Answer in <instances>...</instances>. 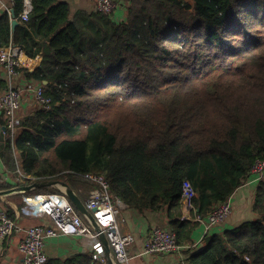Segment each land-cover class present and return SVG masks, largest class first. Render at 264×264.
I'll use <instances>...</instances> for the list:
<instances>
[{"label":"trees","instance_id":"trees-1","mask_svg":"<svg viewBox=\"0 0 264 264\" xmlns=\"http://www.w3.org/2000/svg\"><path fill=\"white\" fill-rule=\"evenodd\" d=\"M23 1L13 0L14 31L11 15L0 16V47L42 56L24 76L52 106L26 115L5 143L6 171L16 172V150L25 184L104 176L128 207L166 211L182 245L193 227L180 219L183 181L205 217L264 160V0H128L121 22L97 10L71 19L60 0H30L23 22ZM253 212L255 220L209 235L187 263L264 264V181ZM91 263L90 253L45 264Z\"/></svg>","mask_w":264,"mask_h":264},{"label":"built area","instance_id":"built-area-1","mask_svg":"<svg viewBox=\"0 0 264 264\" xmlns=\"http://www.w3.org/2000/svg\"><path fill=\"white\" fill-rule=\"evenodd\" d=\"M13 3V0H11ZM96 10L105 15H112L118 8L116 0H96ZM32 7L30 0L23 1V10L19 18L27 22ZM10 14V11H8ZM24 51L20 46L9 43L0 47V66L7 74L6 90L0 95V113L5 116L4 139L13 145L16 133L21 126L20 110L22 107V92L32 94L39 108L46 111L51 109L52 102L45 95L44 87L27 83L23 90L14 86L13 80L24 67ZM67 174V173H66ZM250 174L255 175L257 182L264 181V160L257 159ZM91 185L85 202L86 209L93 213L94 226L87 221L68 199L66 191L37 193L23 197L22 214L37 218L46 217L48 225L29 226L25 230L24 238L18 243V252L22 255L23 264H45L47 261L44 253L45 243L48 239L73 236L86 241L90 245L92 262H105L106 248L104 237L111 259L114 264H130L131 257L128 249L134 243L130 234L121 230V212L127 205L110 191V185L104 176L92 173L77 175ZM18 178L25 181L23 173ZM51 178L32 181L38 183L49 181ZM29 183V184H32ZM23 185H28L22 183ZM196 192L187 180L182 183L180 197L181 207L184 213L181 219L187 220L190 213L194 215L196 222L204 224L207 234L212 227L223 222L231 213L229 199L218 204L207 216L202 217L196 213L193 200ZM19 230L15 218L9 217L6 210L0 211V240L10 239ZM192 246L180 245L176 234L163 228H153L144 242L143 255H174L178 257L177 264H188L185 255Z\"/></svg>","mask_w":264,"mask_h":264},{"label":"crops","instance_id":"crops-1","mask_svg":"<svg viewBox=\"0 0 264 264\" xmlns=\"http://www.w3.org/2000/svg\"><path fill=\"white\" fill-rule=\"evenodd\" d=\"M69 5L70 18L72 19L77 12L83 11L86 13H92L96 10V0H60ZM118 8L111 15L112 19L116 22H121L125 18L126 4L128 0H116ZM13 3L11 0H0V16L4 12H8L12 9ZM24 67L19 74L14 78V86L20 90H23L27 83H30L24 76V69L33 71L41 62L42 56H37L35 59H29L24 54ZM0 81L7 86L8 77L4 69L0 66ZM35 84L34 82H31ZM2 92H0L1 95ZM39 108L35 102L32 94L23 91L22 92V107L20 110L21 120L34 110ZM19 133L22 131L18 129ZM5 146V143H4ZM4 149V148H3ZM3 153V150H2ZM14 157L16 161V174L8 173L2 162V154L0 155V183H10L14 185L18 180V174L23 173L21 168L20 154L14 150ZM17 178V179H16ZM49 181H58L66 183L69 188L74 192L79 201L85 206V202L88 197V193L91 190V185L86 182L74 181L67 177H55ZM260 182L255 180V175L248 174L243 184L238 187L229 197L231 204L230 215L221 223L215 225L210 231L205 233V226L202 223L194 220V215L190 213L189 218L186 220L192 223L193 227L188 234L182 245L192 246L189 253L197 251L205 246V239L209 235L221 234L227 230H232L239 227L245 222H251L257 218V215L253 212V203L256 193V189ZM18 187L12 186L11 188ZM10 188V189H11ZM46 192H60L66 191V188L61 184L55 186L46 187ZM2 191V190H0ZM80 194L84 197L81 198ZM29 196L27 194H12L8 196L0 197V211L11 210L14 213V218L17 221L19 230L13 234L8 240H0V264H23L22 255L18 252L17 245L24 238L25 230L29 226L34 225H48L49 221L46 217L37 218L34 216H25L21 212L23 207V197ZM87 217L83 216L87 221H93V213L87 210ZM181 215L184 213L183 208L180 209ZM175 216V215H173ZM176 217H173L174 219ZM178 220V217L176 218ZM121 230L125 234H130L134 238V243L129 247L128 252L131 257L130 264H177L178 257L172 255H143L144 242L148 238L153 228L159 227L170 230V220L166 211H140L134 208L126 207L121 212ZM183 220V219H181ZM185 221V220H184ZM44 253L47 259H58L64 261L77 254H90V245L81 238L73 236H62L48 239L45 243ZM189 253L185 255L188 257ZM111 253L106 249L105 262H97L91 264H109L111 262ZM110 259V260H109Z\"/></svg>","mask_w":264,"mask_h":264},{"label":"water","instance_id":"water-1","mask_svg":"<svg viewBox=\"0 0 264 264\" xmlns=\"http://www.w3.org/2000/svg\"><path fill=\"white\" fill-rule=\"evenodd\" d=\"M10 15L12 17V20H11V30L14 31L15 27L18 25V21H16V19L14 18V11L12 9L10 10ZM44 84H46V82H44ZM4 130H5L4 127L0 126V155L2 154V150L4 148V143H5ZM57 184H61L62 186H64L66 188V195H67L68 199L72 202V204L75 206L76 210L82 216H84V217L86 216L87 217L86 208L79 201V199L76 197V195L74 194V192L69 188V186L66 183H64V182H58V181H43V182H38V183H32L30 185L18 186V187H14V188H11V189H7V190L0 191V197L8 196V195L16 194V193L26 194V193H29L30 191L35 190V189H40V188H46V187H50V186H55ZM91 223L94 226H96L94 220ZM102 240L104 241L105 248L109 251L108 246L106 244V241H105L104 237H102ZM109 264H114L113 261H112V259H111V262H109Z\"/></svg>","mask_w":264,"mask_h":264},{"label":"rangeland","instance_id":"rangeland-1","mask_svg":"<svg viewBox=\"0 0 264 264\" xmlns=\"http://www.w3.org/2000/svg\"><path fill=\"white\" fill-rule=\"evenodd\" d=\"M17 179V178H16ZM18 181V182H17ZM16 182H17V184H22L23 182H24V184H25V181L24 180H22V179H19L18 178V180H16ZM88 183V182H87ZM28 185H30V184H28ZM20 186H23V185H20ZM45 193V192H44ZM49 193V192H48ZM33 195V194H32ZM80 197L81 198H84L81 194H80Z\"/></svg>","mask_w":264,"mask_h":264}]
</instances>
